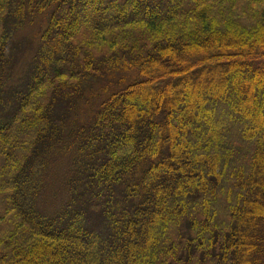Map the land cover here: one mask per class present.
<instances>
[{
    "label": "trees",
    "instance_id": "trees-1",
    "mask_svg": "<svg viewBox=\"0 0 264 264\" xmlns=\"http://www.w3.org/2000/svg\"><path fill=\"white\" fill-rule=\"evenodd\" d=\"M38 19L9 84L15 33ZM258 106L264 0H0V264H264Z\"/></svg>",
    "mask_w": 264,
    "mask_h": 264
},
{
    "label": "rangeland",
    "instance_id": "rangeland-1",
    "mask_svg": "<svg viewBox=\"0 0 264 264\" xmlns=\"http://www.w3.org/2000/svg\"><path fill=\"white\" fill-rule=\"evenodd\" d=\"M34 24H30L29 21L25 23V25H21L18 27L17 32L14 36V41H16L18 49L13 57L11 66L13 65L14 71L9 70V74H12V77L9 80V84H17L19 83V77H24L23 72L28 68V65L31 63L33 57L35 56L36 50L38 49L39 45V38L41 36L40 32L43 28L44 22L40 19L35 20ZM15 64V65H14ZM15 68L17 73H15ZM11 71V72H10ZM215 79H220L217 76ZM106 85V81L102 82L101 80L94 81L88 88L86 92V99L85 101L88 102L89 107L92 110L96 111L99 106L100 102L104 99L103 95V86ZM197 98L201 100V95H197ZM82 108H80L77 112L71 113L70 117L73 120L80 119L82 117H87L85 115V105L84 102H80ZM198 108V105H197ZM264 116V111L260 106L256 109V116L254 118H260ZM71 130L70 128L68 131ZM64 152V151H63ZM56 157L55 160H52L48 166L47 173L44 174L48 179L49 183L43 193L42 201L44 200L43 204L49 208L50 211H57L55 209L59 208L62 205V202L65 201L66 198V181L69 176V169L67 167V161L61 156ZM43 176V175H42Z\"/></svg>",
    "mask_w": 264,
    "mask_h": 264
}]
</instances>
